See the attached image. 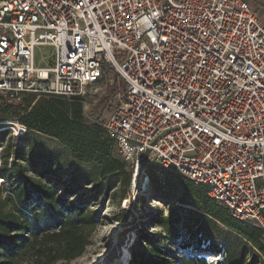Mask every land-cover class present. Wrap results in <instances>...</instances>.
Wrapping results in <instances>:
<instances>
[{"label":"built area","instance_id":"obj_1","mask_svg":"<svg viewBox=\"0 0 264 264\" xmlns=\"http://www.w3.org/2000/svg\"><path fill=\"white\" fill-rule=\"evenodd\" d=\"M39 45L53 65H35ZM106 69L125 85L105 128L132 184L155 162L264 231V24L250 1L0 0V116L29 96L83 97ZM2 132L27 128L3 119Z\"/></svg>","mask_w":264,"mask_h":264},{"label":"trees","instance_id":"obj_2","mask_svg":"<svg viewBox=\"0 0 264 264\" xmlns=\"http://www.w3.org/2000/svg\"><path fill=\"white\" fill-rule=\"evenodd\" d=\"M29 97L37 99L30 104ZM29 97L24 114L18 119L27 132L14 140L27 137L39 140L42 146L41 136H47L61 142L78 164L90 165L84 176L93 189L94 195L89 197L92 200L107 193L115 182L123 186L122 193L126 192L132 171L114 154L115 144L110 137L83 123L81 97ZM29 146L26 151L23 145L8 144L2 157L0 176L6 183L0 189V264H55L72 260L84 251L87 230L97 219L96 212L86 208L84 199L70 198L83 185L79 173L84 169L76 168L64 181L58 169L45 160L42 148L32 143ZM144 172L162 195H170L172 186L181 189L183 193L177 199L180 204L194 207L201 221L222 226L241 238L235 247L231 243L213 244L211 239L206 246L198 243L191 247L193 254L182 255L176 264H210L204 252L220 254L216 264H264L260 258L264 253L260 243L262 230L232 217L207 195L202 185L180 174L155 162L144 165ZM179 222L174 211L158 220L162 232L172 237L180 234ZM142 239H146L147 246L133 254L131 264H175L158 241Z\"/></svg>","mask_w":264,"mask_h":264},{"label":"rangeland","instance_id":"obj_3","mask_svg":"<svg viewBox=\"0 0 264 264\" xmlns=\"http://www.w3.org/2000/svg\"><path fill=\"white\" fill-rule=\"evenodd\" d=\"M34 62L36 66L42 67L53 65V47L36 46ZM124 89L125 85L121 78L113 70L106 69L105 74L95 84L88 86L86 94L81 97L83 123L89 127H96L100 133L109 138L105 123L118 104ZM28 99L30 104H33L37 98ZM26 101L27 99L24 100L23 106L17 105L10 110L7 117L0 116V120L19 119L24 114ZM0 138L6 140V147L8 144L23 145L26 151L30 149V143L34 147H41L43 155L46 156L45 160L58 169L64 181L68 180L69 175L76 168L84 169L79 173L83 185L70 198L84 199L86 208L96 212V223L87 230V242L82 254L72 260L58 261L55 264H131L133 254L147 246L146 239L142 237L158 241L160 246L173 257L171 260L175 264L176 259L182 255L193 254L194 250L191 247L198 243L206 246L211 239L213 244L231 243L235 247L241 240L222 226L201 221L199 212L194 207L180 204L177 199L183 192L179 188L172 186L170 195L164 196L146 178L137 177L134 184L130 179L125 193H122L123 186L115 182L107 193L101 194L98 200H92L89 197L94 195L93 189L91 184H86L88 181L84 176L90 165L78 164L61 142L41 136L43 145L39 146V140L31 141L30 138L24 137L17 141L9 138L4 132L0 133ZM113 149L114 154L118 156L115 146ZM172 211L180 217L178 237L166 235L158 224L160 216L168 215ZM221 230L226 231V234ZM260 243L264 248V231L260 234ZM123 249L129 251L124 262H122ZM204 257L210 264H216L221 256L217 252H204ZM260 258L264 262V253L260 254Z\"/></svg>","mask_w":264,"mask_h":264},{"label":"crops","instance_id":"obj_4","mask_svg":"<svg viewBox=\"0 0 264 264\" xmlns=\"http://www.w3.org/2000/svg\"><path fill=\"white\" fill-rule=\"evenodd\" d=\"M255 12L260 16L264 24V0H249Z\"/></svg>","mask_w":264,"mask_h":264},{"label":"bare ground","instance_id":"obj_5","mask_svg":"<svg viewBox=\"0 0 264 264\" xmlns=\"http://www.w3.org/2000/svg\"><path fill=\"white\" fill-rule=\"evenodd\" d=\"M129 255V251L123 249V261L124 262L127 259V256ZM121 262V261H120Z\"/></svg>","mask_w":264,"mask_h":264}]
</instances>
